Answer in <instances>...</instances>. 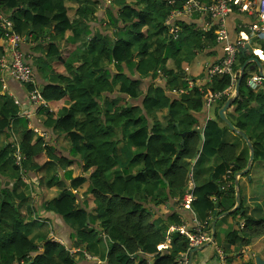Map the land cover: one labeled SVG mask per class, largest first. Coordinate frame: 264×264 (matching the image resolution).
Wrapping results in <instances>:
<instances>
[{"label":"trees","instance_id":"obj_1","mask_svg":"<svg viewBox=\"0 0 264 264\" xmlns=\"http://www.w3.org/2000/svg\"><path fill=\"white\" fill-rule=\"evenodd\" d=\"M79 1L86 5L89 0ZM120 1L112 0L116 4L124 5L125 2ZM201 1L206 4L211 3V0ZM141 2L145 7L140 11L130 4L121 8L118 17L113 10L110 11L113 20L122 19L123 23L116 25V41L104 40L101 53L105 54L109 62L115 61L117 66L126 64L129 69H136L139 73L138 79L122 80L120 88L122 97L112 108L113 113L110 116L108 110H105L107 113L100 110L90 86L85 84L94 82L96 85L103 82L107 89L110 87L111 89L108 90L113 92L114 81L111 82L110 76L105 72L95 80L85 78L82 70L83 66L86 67V63L81 68L78 67L80 74H71L66 64L67 56L64 55L70 52L60 49L58 43L50 44L45 55L57 78L55 81L57 84L39 83L35 72V83H23L13 78L25 87L28 96L31 91L40 89L49 106L51 101L61 100L67 95L72 99L71 94L74 92L72 99L74 103L70 108L59 112L60 118L56 128L67 134L71 143V155L82 154L80 161L83 164V172L88 171L90 174L89 190L94 203L98 206L95 208L104 226L101 229L97 225V228L88 206L80 202L77 205L78 195L65 189L59 198L51 201L49 206H45V210L62 216L73 229L71 246L62 245L55 240L57 234L54 230L52 238H43L39 241L34 237L32 221L29 220L31 207H28L26 212L22 211V199L25 195L20 189L25 184L23 177L19 176L7 183L1 178L4 175L0 172V264H22V262L23 264H85L89 260L84 254L78 260L76 258L79 257H76L75 253H70V250L78 248L77 253L85 250L86 247L89 250L98 241L100 245L101 239L111 242L106 252L105 264H181L182 256L192 250L189 247V239L179 230L169 232V226L174 223L182 224L180 216H188L186 211L188 208H183L181 203L189 191L188 184L192 169L191 165L185 166L183 161H193L199 155L207 158L218 156L221 163L216 166L206 182L194 187L191 192L194 199L188 210L195 213L200 223H207L205 230L211 231L209 217L218 216L221 212L230 209L229 206H224L220 199L226 197L232 201L234 199L233 205L235 204V175L247 167L250 148L243 139L244 150L238 154L236 143L228 142L224 138L225 131L229 127L221 120L219 110L229 97L224 96L219 101V106L215 109V118L207 120L204 126H200V132H197L198 118L195 114L204 109L207 111V96L205 97L207 88L201 91L200 86L195 85L189 90L188 95L182 94L179 99H173L170 103L171 97L160 88L161 86H149L142 79L152 73L155 83L159 80L158 77H164L173 87L179 88L180 78L186 76L182 62L190 61L195 53L206 48L207 44L203 43L204 38L215 40L214 27L210 28V31L202 32L199 27L181 17L175 19L180 31L178 37L174 39L173 35L169 34V25L165 24V21L174 10L182 9L180 3L184 0H176L174 4H170V0H138V3ZM0 7L10 16L19 34H32L35 40L47 34L51 28L60 35L73 27L68 16L66 0H0ZM93 8L94 6L91 10ZM16 13H20V16L17 17ZM79 13L83 16L85 7H81ZM4 32L3 29L0 30V62L3 59L11 61L13 58L11 43L9 40H4ZM127 34L131 35L128 39L124 38ZM156 36L155 47L153 45ZM105 37L112 39L107 35L101 38ZM5 39L8 37L5 36ZM92 48H97L96 42L90 46V50ZM23 52L29 65L27 54ZM250 57L251 54L246 49H242L237 56L239 64L234 65L237 74L239 66ZM209 68L206 71V79ZM2 74L5 76L1 75L3 81L12 78L5 71ZM190 78L197 80L194 77ZM248 79L249 75L245 72L238 95L231 105L235 109L230 120L235 127L246 133L253 144L255 153L252 168L244 174L248 179L251 177L250 182H253L252 170L254 171L258 163L264 168V85L258 91H254L249 88ZM231 84L229 75L215 76L208 89L213 93L223 92ZM86 87L87 90L84 91ZM163 101L166 104L170 103L166 114L169 117L168 126L174 130L173 139H170L159 123L153 121V109L159 108ZM30 102L32 103L31 100ZM134 103L141 105H133ZM32 106L36 105L32 103ZM47 114L50 115V112ZM119 120L122 135L115 139L113 122L117 123ZM6 130L9 138L13 133L20 136L17 143L22 152V166L30 171L43 167L37 161L40 157L41 159L52 157V148L47 147L42 138L35 143L31 142L32 128L29 120L26 116L19 115L15 102L8 95L0 94V132ZM183 132H187L184 138ZM238 136L243 138L241 135ZM121 140L136 151L131 157V165L141 163L142 169L135 175L118 173L113 181L109 182V172L117 165L118 145ZM10 153L12 154L11 145L8 143L0 151V159L6 162ZM60 155L63 158L59 159L60 162L64 161L67 165L73 162V159ZM14 166L20 168L15 164ZM85 178L80 176L77 181L84 182ZM153 182H158L160 186H151ZM167 187L166 195L162 193L161 188ZM175 195L179 196L176 205V208L179 206V210L163 215L162 220L155 219L153 212L144 206V203L148 202V199L153 200V197H155L154 204L159 205L161 201L167 203L170 198H175ZM262 198L264 199V194ZM244 201L241 196L240 207L229 214L238 220L234 223L235 227L227 233L228 241L221 249L228 264H255L253 261L240 263L238 261L242 257L240 250L251 245L254 239L264 238V200L261 201L259 209L250 208ZM216 205L218 209L222 208L221 212H218V209L215 212ZM103 215L107 218L106 224ZM191 230L196 232L195 228ZM168 238L171 240L170 246L161 249L160 246ZM214 238L215 241L218 233H215ZM231 252L232 254L229 255Z\"/></svg>","mask_w":264,"mask_h":264},{"label":"crops","instance_id":"obj_2","mask_svg":"<svg viewBox=\"0 0 264 264\" xmlns=\"http://www.w3.org/2000/svg\"><path fill=\"white\" fill-rule=\"evenodd\" d=\"M170 1H172L169 2L170 4H174V2H176V0H170ZM120 2L121 3L125 2V3L123 5V4H116L114 2L108 3L106 0H89L86 3V5H84V3L79 0H66V6L68 8V16L73 23L72 28L68 29L64 34H60V35L56 34L53 28H51L47 34L40 36L38 40H35V36L33 37L32 34L23 35L25 38V42L23 44V50L27 54L28 62L33 67L36 77L38 78V82L41 84L44 83L43 85H47L49 83L57 84L55 82L57 81V78L54 72L52 71L51 64L46 60L45 55L49 49L50 44L58 43L60 49L68 50L70 52L68 54L65 53L64 55L67 56L66 64L69 67L68 68L69 72L71 70V74L73 75L74 73L80 74L79 68H81V66L84 63H86V67L83 66V70H82L83 76L85 78H90L92 80H95L105 72L110 76L109 80L111 82L114 81V84L112 85L113 92H110L108 89L111 88L108 87L107 89V86L103 82L97 83L96 85H94V82L91 84H85L90 86L89 88L92 91L91 93L95 96V99L100 105V110L103 112H106L105 110H108L109 111L108 114L110 116L111 113H113L111 112L112 108H114L119 103V98L122 97V94L120 92V88L122 87L121 84L122 80L126 78L127 79L139 78V73H137L136 69H129L126 64L117 66L115 61L109 62L105 54L101 53L104 40L108 39V41H112V42L116 41L117 40L116 25L117 24L122 25L123 23L122 19L113 20L110 15V11L113 10L115 16L118 17V13L121 12V8H123L126 4L132 5L138 11H140L142 8L145 7V4L143 2L138 3V0H121ZM180 4L182 6L183 3L181 2ZM87 5L91 7L94 6L93 10H91V7L89 8ZM81 7H85V14L83 16H81L79 13V9ZM181 17H184V19L188 23L194 24L196 27H199V29L202 32L210 31V28L214 27L213 34L216 36V38L213 41H211L209 37L204 38L205 42L203 43L205 45L207 44L206 48H204L203 51L194 54L195 56L198 55L201 58V60H199L198 58L196 59L195 56L193 55L194 58H192L190 61L185 60L182 62V67L184 68L186 76L180 78L179 88L173 87L172 83H169L164 77H160V78L158 77L159 80L155 83L152 78V73L142 78L143 81H146L149 86L157 87L163 84L161 88L163 90L165 89L164 92L169 97H171L170 103H172L173 99H179L182 94L188 95L189 90L193 89L195 85L200 86L201 91H204L205 88H207L205 97L209 93H211V91L208 89L209 86L211 85V81H209L208 78L206 79V71L209 67H211V65L220 62L225 55L224 44L226 41L221 42L218 40V35H219L218 32L221 29V23L219 20L212 19L209 16L200 13H194L192 16L182 15L173 19H168V20L166 19L165 24L170 25L175 22V19H180ZM254 24H258V25L262 24L260 18L256 14H250L240 10H233L225 19L224 29L227 33V40L234 42L240 36V33H244L246 36H248L247 45L245 49L246 51H248L249 54H251V57L242 66L241 65L239 66V70H237L238 78L232 89L234 94L229 95L228 96L229 98L235 97L237 95L236 86L238 84L241 70L244 65H246L245 72L249 75V79L254 76L257 77L262 76L264 78V76L262 75L264 74V59H263L264 41L259 40L256 37V33L251 31L250 27ZM39 30L41 31V29ZM106 35L112 39H109L107 37H105L104 39L101 38ZM130 36L131 35L127 34L124 36V38L128 39L130 38ZM95 42L97 44V48H92L90 50V46H92ZM256 60H258L259 63H256ZM238 64H239V58L237 59L236 66ZM1 75L3 76L0 69V94L8 95L15 102L18 108L19 115L22 117L26 116L27 119L29 120V125L32 128L31 142L35 143L39 138H42L44 140V144L47 147L52 148L51 149L52 157L49 156L45 159H41L40 157L37 161L38 164L42 165L43 167L39 168L36 171L28 170L27 173L28 179L30 180L31 183L34 182V179L35 181L38 179L40 184L43 179L46 181V183H49L52 179L54 178L57 179L58 177L60 181L65 182V185H62L60 184V182H56V181H54L53 183L50 182L49 185H45V184H44L45 186L42 185L43 187L41 186L42 187L41 189L38 188L41 198H38L37 204L31 206V200L30 203H27V207H32V208L34 207L36 211L37 210L39 211L38 216L36 213L35 216L37 217V219L39 218L44 225L41 228H39L37 225H34L32 227L34 237L36 239H39V241L43 238H48V237L52 238L53 230H54L55 233L57 234L56 237L57 241H59L60 238L62 239L63 244H65L66 246H71V237L74 232L73 229L65 222L62 216H60L59 214L53 211L45 210L44 206L49 204L47 201L51 202L59 198V195H61V193H63V191L67 189L68 191H72L78 195L77 205L79 202L81 204L85 203L88 206V209L92 211V215L95 221L99 219L97 209L95 208L96 205L94 203V198L89 190L90 181L88 178L90 174L88 171L83 172V167H82L83 164L80 161L82 154H80V156L79 154H77L76 156L71 155L72 153L71 143L69 141V138L66 136L67 134L62 133L56 128V123L60 118L59 112L65 108H70V106L74 103V100H72L74 97L73 95L74 92H72L71 94L72 99L70 98L69 95H67L61 100L51 101L50 107L53 109V112H50V115H48L47 112L49 111L45 109L41 110L35 105H34L35 107L32 106L28 93L27 91H25L26 90L25 87L20 85L13 78L11 79L6 78V80L3 81ZM190 77H194L197 80L194 81ZM159 81L162 82L159 83ZM263 85H264V81H262L261 86ZM42 86L41 88H43ZM261 86L254 91H258L259 89H261ZM173 88L178 90V92L182 91V93L181 94H179L178 92L173 93L172 91H170ZM249 88L252 89L250 86ZM85 90H87V87L84 89V91ZM220 100L221 99L215 101L209 109L206 108L207 111H205L204 109L202 112L195 114L196 117L198 118V126H197L198 129H200V126H204L207 120L215 118V109L219 106ZM137 104L141 105V103H134L133 105H137ZM169 104H166V102L163 101L159 108L153 109V121L159 123L161 128L163 130H166L170 139H173L174 130L171 126H168L169 117L166 114ZM231 105L228 107V109L225 112V115L226 117H228V119H231V115L233 114L235 109V107H231ZM104 123H106L105 120ZM119 123L120 120L117 123L113 122V127H114L113 132L115 133V139L121 137L122 135V130ZM37 130H39V132H37ZM7 132H8L7 130L1 131L0 139L3 138V133L7 134ZM41 132L45 133L44 137L40 135ZM238 135H239L238 133L234 132L229 128L228 130L225 131L224 138L228 142L236 143L238 154H241L244 150V142H243V138H241ZM3 145L4 143L0 145V151L7 144L4 146ZM135 152L136 151L134 149L126 145L125 141L121 140L119 142L118 145L119 157H118L117 165L114 166L112 170L109 172L108 175L109 182H112L115 176L118 175V173H122L123 175H135L138 170L142 169L141 163H136L134 165H131V157ZM60 154H62L64 157H67L69 159H73V162L68 165L64 161L60 162L59 159H63ZM10 157L13 158L11 153H10ZM198 163H200V165H198ZM220 163L221 160L218 156L207 158L204 155L203 156L199 155L197 159L193 161H188V160L183 161V164L185 166L188 167L189 165H191L192 170L194 167H198V173L196 177L193 176V173L190 174L191 180L189 181L188 184V190L192 192L196 185H200L206 182L209 179L211 173L216 168V166H218ZM6 164H7L6 162L0 163L1 165L0 172L8 171L6 169L9 166H7ZM208 164L212 166L211 169H208ZM11 165L15 167L14 164ZM164 167L165 165L163 166V169ZM119 169H121L122 171L117 172ZM80 176L86 177L85 178L86 181L84 182L77 181V178H79ZM242 176H239L238 178V185H236V178H235V190H236L234 194L235 204L233 205L234 199L232 201V199H228L227 197L224 199L221 198L220 199L221 203L224 206L227 207L229 206L230 209L228 211L221 212L222 208H219L218 212H221V214H219L218 216L211 215L209 217V221L212 225V232L214 233V236L215 233H218V238L212 244L207 245L205 243L200 245L199 247H204V248L193 253L192 258H190L191 264H228L227 258L225 259L224 256L222 257L221 255L222 251L220 249H223L222 246L228 241L224 223L229 224L233 221V219L235 220V222L236 220H238L237 218L234 217L232 219L229 216V214H231L233 211L236 210L233 209L237 206V192L238 190L240 191V201L242 196V198L245 200L244 201L245 204H247L248 206H250L251 203H254V200H256L257 195L261 196L258 192L252 191L251 186L252 185L258 186V185L256 183L250 182L251 177L249 179L247 177L248 182H245L246 177L245 176L242 177ZM2 177L5 178V176ZM26 183H28V181ZM153 185L160 186L158 182H153L151 186ZM34 189L37 188H35L34 186ZM24 190L25 192L22 190H20V192H22L25 195L26 189ZM184 198H183V202L181 203L183 208H185ZM177 199H179V196L175 195V198L172 199L170 198V200H168L167 203L161 201L160 204H162V206H160L154 204L155 197H153V200L148 199V202L144 203V206L149 208L150 210H154L155 212L154 218L158 220V216H157L158 214H160L162 217L163 215H168L176 210H179V206H177L178 208H176ZM180 208L183 210L182 207ZM190 208H191V204L188 209ZM250 208H254V205ZM26 209L24 210L22 209V211L26 212ZM188 209L186 210L188 211L187 217H184L183 215L180 216L182 220V224L180 225H177L176 223L171 224L169 226V231L171 228L179 227V226H185L186 228L189 229L194 228L195 225H193V223H194V218H196V215L193 211H190ZM40 212L42 214H40ZM30 215L32 216V212ZM162 218H164V216ZM166 222H168V220H166ZM98 224L99 222H97L96 226ZM219 225H221V232L218 228ZM222 228H224V230ZM258 240H261V238L256 239V242ZM98 242H96L91 246V249L93 251H97V247L99 248L100 245ZM246 247H250V245ZM246 247H243L242 250H240V252L241 251L244 252ZM82 251L84 252L85 257H86V253L94 256L93 257L94 259H90L91 261L97 259L96 255L89 252V250H82ZM230 254H232V252L229 253V255ZM252 256L253 254L249 255V257ZM238 261L240 262L239 259ZM97 263L98 260L97 262L87 261V264H97ZM103 264H105V260Z\"/></svg>","mask_w":264,"mask_h":264},{"label":"built area","instance_id":"obj_3","mask_svg":"<svg viewBox=\"0 0 264 264\" xmlns=\"http://www.w3.org/2000/svg\"><path fill=\"white\" fill-rule=\"evenodd\" d=\"M108 3H112V0H106ZM172 2V1H170ZM237 7L238 10L247 12L250 14H256L262 24H254L250 27L251 31L256 33V37L259 40L264 41V0H214L211 1L210 4L203 3L201 0H184L182 4L181 10H174L169 19L176 18L178 16L186 15L192 16L194 13H204L212 19H217L221 23V29L218 32V40L226 41L224 44L225 55L223 59L211 66L208 70V80L211 81L215 76L229 75L232 80V84L223 92L209 93L206 98V107L209 109L211 105L222 99L224 96H229L234 94L233 87L238 78V74L234 70V65L237 61V56L241 53L242 49H245L247 45L248 36L244 33H240V36L236 41L231 42L227 40V33L224 29V22L228 15L234 10V7ZM3 29L5 32L3 34L4 40H9L11 43V49L13 58L9 60L3 59L0 62L2 68V72L10 74L12 78H15L23 83H35L36 77L31 65L26 63L25 54L23 50V44L25 42V38L23 35L19 34L14 26V23L10 16L4 12V10L0 7V30ZM180 31L179 26L174 22L169 25V34L173 35V38L176 39L178 37V33ZM5 36L8 39H5ZM264 59V53H263ZM264 78L262 76H254L248 79V85L253 89L257 90ZM30 100L34 105H36L40 109L49 110L52 109L48 105V102L43 97V94L40 89L33 90L29 93ZM19 147V146H18ZM16 148L15 151L19 154V159L22 158V152L20 148ZM194 197L190 191H187L186 196L184 198V206L185 208H189L191 202ZM207 223H200L197 218H194L193 225L195 228V233L192 232L191 229L186 228L185 226L173 227L169 232L174 230H179L184 236L189 239V247L190 250L199 247L202 244H212L214 243L213 232L205 230V226ZM170 239L160 246V248H166L170 245ZM191 250V251H192ZM188 251L182 256L181 264H191L190 262V253ZM222 251V250H221ZM223 257V254L221 252Z\"/></svg>","mask_w":264,"mask_h":264},{"label":"rangeland","instance_id":"obj_4","mask_svg":"<svg viewBox=\"0 0 264 264\" xmlns=\"http://www.w3.org/2000/svg\"><path fill=\"white\" fill-rule=\"evenodd\" d=\"M113 3V2H112ZM153 6V5H152ZM234 10H238V8L235 6L234 7ZM16 16L18 17V16H20V13H16ZM155 39H154V42H155V44L153 45V46H155L156 47V44H157V42H156V38H157V36L156 37H154ZM195 58L197 59H199V60H201V58L198 56V55H196L195 56ZM161 86H163V84H161ZM161 88V87H160ZM164 91H165V89H164ZM170 91H172L173 93H176V92H178V90H176V89H171ZM179 94H181L182 93V91H179L178 92ZM51 108V107H50ZM40 109V108H39ZM52 109V108H51ZM44 110V109H43ZM47 111H49V110H47ZM50 112V111H49ZM51 112H53V109H52V111ZM37 132H39V130H37ZM5 135V136H4ZM8 135V133L6 134V133H3V138L2 139H0V145H2V143H4V145H6V144H10L11 145V151H12V156H13V158H11V157H8V160L6 161V165L7 166H9L6 170H8V171H3L2 173H3V175L5 176V178H3L5 181H7V183H10V181H11V179H17L19 176H21V177H23L22 178V180H23V182L25 183L24 184V186H21V189L20 190H22V191H24L25 192V190L24 189H26V194H25V196L23 197V199H22V201H23V205H22V209L24 210V209H26V208H28L27 207V203H30V200H31V206H33V205H35V204H37V200H38V198H41L40 197V194H39V189H41L43 186H45V185H49L50 184V182H54V181H56V182H60V184H62V185H64V182L63 181H60L59 179H58V177H57V179H52L49 183H46V181L43 179L42 180V182L39 184V181H38V179L35 181V179H34V182H30V180L28 179V176H27V173H28V168H25L24 166H22V162H21V159H19V154L17 153V151H14L18 146H19V144L17 143V140H19L20 138V136L18 135V134H16L15 135V133H13V134H11V137H10V139H9V137L7 136ZM41 136H45V133H42L41 132V134H40ZM3 145V146H4ZM5 148V146L3 147V149ZM19 148V147H18ZM20 151H21V149H20ZM13 160H14V162H13ZM2 162V159H0V163ZM4 162V161H3ZM11 164H15L17 167H20V168H15V167H13ZM198 165H200V163L198 164ZM212 168V166L210 165V164H208V169H211ZM118 169V168H117ZM122 170L121 169H119L117 172H121ZM19 173V174H18ZM191 173H193V176H197V173H198V167H194L193 168V170H192V172H191V170H190V174ZM251 175H252V178H253V182L252 183H256L258 186H251V189H252V191L254 192H258L261 196H259V195H257V198H256V200H254V203H251L250 204V206L249 207H252L253 205H254V207L255 208H257V209H259V208H261V201L262 200H264L263 198H262V196H263V194H264V168H262L261 167V164H257L256 165V167H255V169H254V171L252 170V172H251ZM244 176V175H243ZM242 176V177H243ZM242 177H241V180H242ZM25 179H26V181H25ZM28 181V183H26ZM245 182H248L247 181V176H246V178H245ZM36 183V184H35ZM38 183V184H37ZM45 184V185H44ZM43 185V186H42ZM34 186H35V188H37V189H34ZM42 186V187H41ZM39 188V189H38ZM162 189V193H165L166 195H167V193H168V188H166V189H164V188H161ZM41 191V190H40ZM59 192H60V190H59ZM15 196V195H14ZM48 203H49V205H50V203L51 202H49V201H47ZM96 204V203H95ZM48 205V206H49ZM160 206H162V204H159ZM47 206V205H46ZM96 206H97V204H96ZM98 207V206H97ZM44 208H45V206H44ZM31 212H32V216L29 218V220H31L32 222V224H31V227H33L34 225H37L39 228H41V227H43L44 225H43V222L38 218L37 219V217L35 216V213L37 214V216H38V214H39V211L37 210L36 211V209H34V207L32 208L31 207ZM152 212H153V214L155 215V212H154V210H151ZM40 214H42L41 212H40ZM158 216V219H160V220H162L163 218L161 217V215L160 214H158L157 215ZM232 219H233V216H230ZM102 218L104 219V223L106 224V221H107V218L105 217V215H103L102 216ZM93 219H94V217H93ZM94 221H95V219H94ZM97 222H99V226L101 227V229H103V223H102V219H97L96 221H95V223H97ZM234 222H235V220L233 219V221L231 222V223H227V224H225L224 223V227L226 228L225 229V231H226V233H228L231 229H232V227H235V225H234ZM156 223H157V225H158V221H156ZM218 228H219V230H220V232H221V225H219L218 226ZM223 230H224V228H222ZM51 237H52V235H51ZM55 240H57V239H55ZM59 241H60V244H62L63 245V241H62V239H60L59 238ZM110 244H111V242H106V241H104L103 239H101V241H100V246H99V248L97 249V251H93L91 248L89 249V252H91L92 254H95L96 255V257H97V259L96 260H98V263L97 264H103V262H104V260H105V258H106V252H107V250H108V248L110 247ZM219 246H220V244H219ZM88 248L86 247L85 248V250H87ZM221 250V249H220ZM79 251V249L78 248H72L71 250H70V253H75L76 255V257H79V258H76V259H80V258H82L83 257V254H84V252L83 251H80L79 253H77ZM250 254H253V256L252 257H249V255ZM78 255V256H77ZM256 256H258V257H261V258H263L264 259V238L262 237L261 238V240H258L257 242H256V240L254 239V241H253V243L250 245V247H246L245 248V250H244V252H242V257H240L239 258V260H240V263H246L247 261H253L254 263H255V260H254V257H256ZM86 259H88L89 261H91L90 259H94L93 257V255H91V254H87L86 253ZM84 259H85V257H84ZM85 261V260H84ZM22 264H23V262H22ZM85 264H87V262H85Z\"/></svg>","mask_w":264,"mask_h":264},{"label":"water","instance_id":"obj_5","mask_svg":"<svg viewBox=\"0 0 264 264\" xmlns=\"http://www.w3.org/2000/svg\"><path fill=\"white\" fill-rule=\"evenodd\" d=\"M256 63H259L258 60H256ZM245 66H246V65H244V66L242 67L241 74H240V77H239V80H238V84H237V86H236V89H237V93H236V94H237V95H238L239 86H240V83H241L242 77L244 76V73H245ZM262 75L264 76V74H262ZM237 95H236L235 97H231V98H229V99L225 102L224 106L219 110V116H220L221 120L224 121V123H225V124L231 129V130H233L234 132H236V133H238L239 135H241V136L243 137V139L246 141V143L248 144L249 148H250V158H249V161H248V165H247V167H246L244 170H242V171L236 173V175H235V178H236V185H238V178H239V176H242L243 174L248 173L249 170L252 168V161H253V159H254V153H255V152H254L253 144H252V142L249 140V138H248V136L246 135V133L243 132V131L238 130V129L234 126V124L230 121V119H228V117H226V115H225L226 110H227L228 107L231 105V103L236 99ZM196 131H197V132H200V129L197 128ZM186 134H187V132H183V133H182V137L184 138V137L186 136ZM202 137H203V135H202ZM182 143H184V140H182ZM240 205H241V201H240V191L238 190V192H237V206H236L233 210L239 208ZM217 209H218V205H216V210H215V212L217 211ZM229 212H230V211H229ZM229 212H226V213H229ZM226 213H224V214H226ZM214 228H215V225H214ZM212 237L214 238V233H213V236H212ZM206 244H207V243H206ZM207 245H208V244H207ZM203 248H204V247H196V248H194V249L191 251V253H190V258H192V255H193L194 252H196V251H198V250H201V249H203ZM255 263H256V264H264V259L261 258V257L256 256V257H255Z\"/></svg>","mask_w":264,"mask_h":264}]
</instances>
